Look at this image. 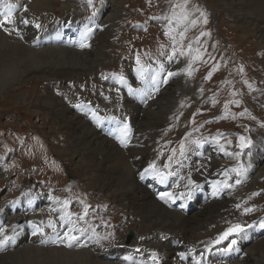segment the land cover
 Instances as JSON below:
<instances>
[{"label": "bare ground", "instance_id": "obj_1", "mask_svg": "<svg viewBox=\"0 0 264 264\" xmlns=\"http://www.w3.org/2000/svg\"><path fill=\"white\" fill-rule=\"evenodd\" d=\"M22 1L25 2V0H9L10 3L18 2L20 7L13 10L16 12L15 22L10 24V35H5L0 31V41L9 42L31 59V65L26 70L14 66L9 71H4L8 80L7 88L16 87L18 90L27 88L28 91L32 86L41 87L42 85L38 83L40 81H43L42 83L53 80L61 83L70 82L78 74V71L73 70L74 67L69 65L68 59L81 61V63L91 61L95 55L94 47L97 44L100 45L104 40L102 34L107 32L108 24L112 22L114 27L117 26V23H114L116 19L114 15H118L123 2L122 0L119 2L108 1L106 13L98 15L94 19L77 21L75 18H69L61 24L49 19L45 9L33 10L32 13L35 15L24 16ZM32 2L38 7H51L55 1L32 0ZM74 2L75 0H59V8L69 12L74 6ZM205 2L212 13L218 10V4L236 12L237 15L231 18L229 25L234 30H237L241 25L249 27L251 37L261 48L260 51L264 50V0H205ZM25 19L29 21L27 25L21 22ZM119 19L117 18V21ZM68 21L71 22L68 23ZM47 22L49 24L44 28L43 24ZM37 24L38 28L35 27ZM177 27L178 24L170 28L169 32ZM88 29L94 31L88 32ZM111 31L109 39L112 40L115 34ZM86 33L87 37L85 38ZM67 37L70 39V43L66 40ZM73 38L77 40L76 43L72 40ZM38 39H40L39 45L34 46L33 43ZM85 42L88 47H80ZM242 47H247L246 42L242 43ZM45 57L52 62L44 63ZM245 63L246 61H243L242 65ZM258 64L259 68H264V59H260ZM168 65H159V67L165 71ZM65 66L68 70L63 72ZM57 67L60 69L56 74L54 71ZM52 71L53 74H51ZM97 71L102 78L103 87L99 91L91 89L88 101L93 103V110L95 109L94 104H98L102 115L111 113L122 121L124 120L122 115L130 117L133 137L131 143L126 147L123 148L114 142L116 137L113 129L116 128L117 123H108L107 131L97 130L96 126L90 123V118L84 112H80L83 111L81 108L74 109L75 104L79 103L75 97L65 103L56 93L48 90L40 97L42 100L35 101L34 99L33 103L43 101L45 105H43L44 103L42 105L50 108L54 116L62 123L61 133L72 141L68 148L55 151L57 158L63 160L67 166L72 167L75 164L78 169L86 170L87 180L101 194V202L115 204L111 209L112 215L105 220L101 215L92 216L88 220L86 219V209L83 207L79 215L73 217L72 215L75 213L71 214L64 209L59 197L49 195L45 204L40 205L38 204L39 197L32 190L22 191L18 200L0 204V222L2 223L0 239H3L5 235L13 237V241H9L10 244L7 241L4 250L0 251V264H194L193 261L196 257L181 259L180 256V253L188 254L187 256L192 255L194 251L208 264H263L264 255H259L264 253L263 235L254 237L246 232L242 234L243 238L233 236L219 245L212 246L206 245L204 240L207 236L205 234L206 221L217 217L221 219V216L225 215H222L221 210H230V204L234 203L238 196L234 194L235 191L254 182L256 186L264 185V107H259L251 98L245 96H250V89L242 87L240 84L242 90L239 91L236 98L241 102V109L238 112L247 109L248 113L244 117L249 114L253 115L258 121L257 123L260 124L259 127L252 126V130L250 129L255 137L252 139L251 153L240 162L245 171L239 183L234 177H230L227 182L231 186L226 188L223 185L225 178H221L220 173L227 168V151L229 150L228 144L232 142L231 139L210 143L213 151L205 161L203 160V149L197 145L191 146L180 162L168 161L164 163V158L154 153L153 147L158 136L156 132L160 125L152 122V117L157 113H154L157 107L153 101L156 97H158L156 99L158 101L167 96V90L173 85L171 77H168V84L162 92L152 99L140 100L132 93L128 98L126 92L122 100H118L112 81L110 79L103 81V78L108 76L106 70L98 69ZM163 74L161 73L159 79ZM51 75L54 76L52 80L50 79ZM127 75L130 82L136 81L133 73L129 71ZM260 76L264 79V74L261 73ZM253 77L255 78V76ZM146 89L153 91L151 87L142 86L140 88L144 92L147 91ZM6 90L1 89V98ZM94 93L95 95H93ZM101 94L106 98L100 97ZM38 95L41 94L38 92ZM32 97L31 91L14 96L17 105L26 107L34 115L40 109L32 106L33 103L29 106L28 101ZM189 99L188 97L183 102L188 104L190 103ZM234 106L237 108L239 105ZM229 110L233 118L236 111L231 108ZM197 111L202 114L207 109L197 107ZM254 112H257V115ZM190 118L193 119V115ZM91 119L95 120L94 117ZM241 120H244L243 117L240 118ZM182 121L180 119L178 124L180 122L182 124ZM231 124H235L234 118L222 123L220 129L222 127L225 128L223 130L229 129ZM83 128H85L83 136L78 138L77 136ZM239 131L242 136L248 139L249 130L246 131L242 128V131ZM239 140L236 143H239ZM183 161H186V164H183ZM152 163H155L159 174L149 170L142 177L141 174L145 173ZM165 164H168L169 167H165ZM166 171H170V173L180 171L182 176L178 187H176L178 180L172 178L170 183L173 187L171 189L182 191L192 188L195 193L197 189L208 188L215 193L209 199L208 204L199 205L198 211L194 213L195 218L190 219L186 214L168 208L165 204L167 203L166 197L162 200L159 197L155 198L156 193L147 178L149 179L152 174H157L154 176L157 182H168L164 177ZM7 172L0 159V176H4ZM122 174H125L126 177L124 182L119 180V175ZM201 175H206V177L203 176L202 179L199 178L193 184H189V177ZM260 179H263L262 183L259 182ZM158 191L162 193L164 189L158 187ZM180 193L182 192H178L177 195ZM21 203L25 207H21V212H15L16 207L18 204L21 206ZM9 208L12 210L11 213L8 211ZM200 216H203L202 219ZM18 217H22V220L26 221V225L19 227L15 222ZM30 220L41 221L37 228L33 229L30 226ZM117 221H121L123 226L119 229L120 239L128 235L131 242L118 250L114 247L108 250L103 246L115 241L114 237L110 236L113 235V228ZM102 223H105L109 230L95 233L94 229ZM82 229H87V231H81ZM65 233L75 236L77 239L69 241L65 237ZM231 239H236V244L231 251H224ZM53 240L56 243H53ZM69 243L71 247L67 246Z\"/></svg>", "mask_w": 264, "mask_h": 264}, {"label": "rangeland", "instance_id": "obj_2", "mask_svg": "<svg viewBox=\"0 0 264 264\" xmlns=\"http://www.w3.org/2000/svg\"><path fill=\"white\" fill-rule=\"evenodd\" d=\"M54 1L51 7H38L32 0L22 1L24 9H27V11H23L25 12L24 16H33L35 15L32 13L33 10L45 9L48 18L56 23H64L69 18H75L77 21L88 20L90 17L94 19L100 14L104 15L107 11L106 3L108 1L119 2L121 0H92L91 6L88 0H75L74 6L69 12L59 8V0ZM122 1L120 12L118 15H114L116 17L114 23H117V26L114 27L112 22L108 24L107 32L102 34L104 40L100 45L97 44L94 47L95 55L91 61L81 63V61L68 59L67 62L74 67L73 70L78 71V74L70 82L61 83L54 82V80L48 83L38 82L42 88L31 87L30 91L33 97L28 101L29 106L34 99L35 101L42 100L40 97L48 90L56 93L65 103L73 97L77 101L82 99L83 102H87L91 89L99 91L103 87L98 69L106 70L109 74L122 70L128 71L131 65L135 64L132 61L135 59L137 62L138 57L140 63L146 66L160 60L159 65L169 64L165 71L174 73V75L168 76L171 77L173 85L167 90V96L158 101H156L158 98L156 97L153 101L157 107L154 113H157L152 117V122L160 125L156 132L158 136L153 147L154 153L163 157L164 163L168 161L180 162L183 160L185 152L191 146L197 145L193 142L199 141L205 161L213 151L210 143L231 139L232 142L227 143L229 148L226 160L227 168L220 173V177L225 178L223 173L227 172L229 178L234 177L236 180H240L242 175L238 177L230 170L242 167L240 162L251 153L252 139L255 137L250 129L252 130V126L259 127L260 124L257 123L258 121L253 115L249 114L250 116L244 117L248 113L247 109L238 112L241 109V102L236 98L239 91L242 90L240 84L242 87L250 89V96L245 95L246 97L251 98L259 107H264V79L260 76L261 73L264 74V68H259L258 64L260 59H264V50L260 51L261 48L251 37V30L244 25L234 30L229 23L231 18L237 15L236 12L218 4V10L212 13L207 8L205 0H187V2L185 0ZM181 5L183 7H180ZM93 12H95L94 16ZM201 13L204 15L202 16ZM185 15L188 17L187 20L183 19ZM117 18L120 19L117 21ZM205 18L208 21L206 24L203 23ZM193 21L195 22L193 23ZM48 24L49 22L43 24L44 28ZM177 24L178 27L169 32V29ZM111 30L115 34L112 40L109 39ZM181 33L183 36L180 35ZM201 33H207V35H201ZM72 40L75 43L77 41L74 38ZM245 42L247 47L243 48L242 43ZM43 61L44 63L52 62L47 57ZM243 61H246L244 65H242ZM30 65L31 59L21 50L9 42L0 41V93L1 89H7L3 93V97H0V159L4 163L6 172L8 171L4 176H0V204L16 201L22 191L26 192L30 189L39 197L38 204L40 205L45 204L49 195H54L61 199L64 209L71 214L75 213L72 215L73 217L79 215L80 210L84 207L87 213L86 219L90 220L92 216L101 215L105 220L112 215L111 209L115 204L113 202L103 204L101 194L87 180L86 170L78 169L75 164L72 167L67 166L55 154L56 150L68 148L72 141L61 133L62 123L54 116L50 108L43 106L45 105L43 101L33 103L32 106L40 109L34 115L26 107L17 105L14 96L22 92L30 93L27 88L18 90L16 87L7 88L6 86L8 80L4 71H9L14 66L26 70ZM59 69L57 67L54 73L57 74ZM67 70V66H65L63 72ZM209 74H211L210 77ZM244 75L245 77H243ZM53 77L51 75L50 79L52 80ZM251 77L253 78L251 79ZM104 78H108V76ZM38 92L41 95H38ZM101 96L104 95L101 94ZM188 97L190 103L185 104L183 101ZM234 105L239 106L236 108ZM197 107H204L207 111L201 114L197 111ZM229 108L236 111V115L233 117L235 124H231L229 129L223 130L224 127L220 129L222 123L233 120ZM254 114L257 115V112ZM192 115L193 119L190 118ZM242 117L244 120L241 122L240 118ZM180 119L183 120L182 124L181 122L178 124ZM242 128L246 131L249 130L247 138L252 140L251 145L244 149L238 146L240 137H244L239 131H242ZM84 129L78 134V138H82ZM238 140L237 145L236 141ZM181 142L185 148L183 155L180 152ZM183 164H186V161H183ZM165 173L171 177L170 172L166 171ZM154 176L157 174H152L150 180L152 185H157L158 182ZM201 176H192L189 177V180L196 182L199 178L206 177V175ZM80 180L81 182H79ZM119 180L124 182L125 174L119 175ZM259 182L262 183L263 179H260ZM171 191H173V199H169L171 200L169 201L166 197V206L186 214L190 219L195 218L194 213L198 211L199 205L208 204L209 199L214 195V192L208 188L197 189L192 204L187 209V205L192 199V193L190 198L188 196L190 189L177 191L169 188L164 193H171ZM178 192L182 193L177 195ZM254 193L256 195H253ZM234 194L238 196L234 203L230 204V210H221L222 215L225 214L221 216V219L217 217L206 221L205 234L207 236L204 239L206 245H215L214 241L219 233L232 224L239 223L246 226L253 223L258 224L260 220L264 219V185L256 186L254 182L249 186L241 187ZM65 201H67V205H65ZM236 205H240V207L237 208ZM21 207L24 208L25 205L18 204L15 212H21ZM245 208H251L252 211L245 213ZM8 211L11 213V208ZM202 217L200 216V219ZM18 218L22 219V217ZM17 219L15 222L19 225L23 220L17 221ZM121 227H123L121 221H117L113 228V235L110 236L114 237L115 241L105 244L103 247L108 250L114 247L118 250L131 242L128 235L120 239L119 229ZM108 230V226L102 223L94 229V232L98 234ZM247 233L254 237L258 235L262 237L264 229L252 228ZM140 249L135 250L139 251ZM192 255L196 257L195 264H208L195 251L192 252ZM259 255H264V253ZM188 257L191 258V255Z\"/></svg>", "mask_w": 264, "mask_h": 264}, {"label": "snow or ice", "instance_id": "obj_3", "mask_svg": "<svg viewBox=\"0 0 264 264\" xmlns=\"http://www.w3.org/2000/svg\"><path fill=\"white\" fill-rule=\"evenodd\" d=\"M185 2H187V0H185ZM88 3L89 5L91 6L92 4V0H88ZM0 5H3L5 11L0 13V28H4L6 25H9V24H13L15 22L14 20V17H13V10L14 9H17L18 7H20L19 3H10L9 0H0ZM180 7H183L182 5ZM25 11H27V9L25 8L24 9ZM95 15V12H93V16ZM201 15L203 16L204 13H201ZM91 19V17L89 18ZM183 19L187 20L188 17L187 15H185L183 17ZM22 23L24 24H28L29 21L28 20H22L21 21ZM195 21H193L194 23ZM207 18H205L203 20V23H207ZM35 27H39V25H35ZM7 30V29H5ZM166 35L168 33H165ZM181 36H183V33L180 34ZM201 35H207V33H201ZM87 37V33L85 34V38ZM175 42V40H174ZM80 47H88V44L85 42V43H82L80 45ZM137 64L140 65V60H139V57L137 58ZM138 71L141 73V76H143V68L142 66L140 68H138ZM190 74V73H189ZM174 75V73H171L169 72L168 73V76H172ZM211 74H209V77H210ZM121 80L123 79V77L120 78ZM153 80H155L156 78L155 77H152ZM165 82H167V78H165ZM156 91H158L159 89H155ZM130 92H140L142 90L140 89H129ZM146 96H147V99H152L153 98V95H152V92L151 91H147L144 93ZM75 107L77 108H80L81 106L80 105H76ZM93 117L94 119L96 120V123H97V126L99 127L100 125V119L98 117H95V114H93ZM108 119H115V117H109ZM130 134V129L128 128V125L125 124L124 125V128H123V138L121 140L122 143L125 142V140L127 139L128 135ZM193 143L197 144V146H199V141H194ZM251 145V140H248L246 139L245 137H240V144L238 145L241 149H244V148H247ZM124 146H127L126 144H124ZM180 151H181V155H183L184 151H185V148H184V144L183 142H181V147H180ZM170 160L172 159L171 157L169 158ZM165 167H169L168 164H165ZM149 170H152L153 172H157L158 173V170L156 169V166H155V163H152L149 165V168L145 170V173H142V177L144 174L148 173ZM231 172L235 173L236 176H241L243 174V172L245 171L243 169V167H239V168H232L230 170ZM223 175L225 176V180L223 181V185L224 187H230L231 185L228 184L227 180L229 179L228 177V173L225 172L223 173ZM216 183H219V182H216ZM237 183H239V180L237 181ZM189 184H193V182L191 180H189ZM215 194V193H214ZM253 195H256L255 193ZM188 196L189 198L191 197V192L189 191L188 193ZM165 197H167L168 199H172V194L171 193H163L161 194V196L159 197L160 199H165ZM65 205H67V201L64 202ZM237 208L240 207V205H236ZM245 213L247 212H251L252 209L251 208H245L244 209ZM80 219H83V217H80ZM260 228V229H264V219L260 220L259 223H253V224H248L246 226L244 225H241L239 223L237 224H232L230 225L229 227H227L223 232L219 233V235L217 236L216 240L214 241V244L216 245H219L220 243H222L223 241L225 240H229L230 237H233V236H240L242 237V234L246 233L249 229H252V228ZM81 231H87V229H82ZM65 237L69 240V241H74L76 240L77 238L75 236H72V235H69L68 233H65ZM243 238V237H242ZM11 239V237L5 235L3 237V239H0V251H3L4 250V245L5 243ZM53 243H56L55 240L52 241ZM236 244V239H231L230 242L228 243L227 247L224 249V251H231L234 247V245ZM67 246L71 247V244L69 243ZM183 253H180V256L181 258H183Z\"/></svg>", "mask_w": 264, "mask_h": 264}]
</instances>
